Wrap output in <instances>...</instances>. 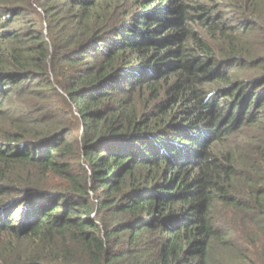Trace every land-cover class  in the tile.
I'll return each instance as SVG.
<instances>
[{"label":"trees","instance_id":"1","mask_svg":"<svg viewBox=\"0 0 264 264\" xmlns=\"http://www.w3.org/2000/svg\"><path fill=\"white\" fill-rule=\"evenodd\" d=\"M0 264H264V0H0Z\"/></svg>","mask_w":264,"mask_h":264}]
</instances>
